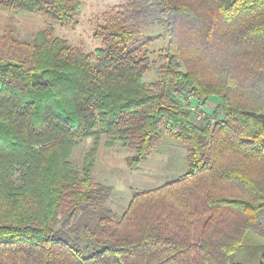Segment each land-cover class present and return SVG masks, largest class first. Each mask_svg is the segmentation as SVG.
<instances>
[{
  "label": "trees",
  "instance_id": "obj_1",
  "mask_svg": "<svg viewBox=\"0 0 264 264\" xmlns=\"http://www.w3.org/2000/svg\"><path fill=\"white\" fill-rule=\"evenodd\" d=\"M84 0H0L76 23ZM162 25L159 77L142 31ZM93 56L53 35H0V264H264V0H122ZM219 100L213 120L191 105ZM221 115L223 118H221ZM105 145L136 169L165 137L185 173L115 217L93 171ZM92 137L81 167L69 160Z\"/></svg>",
  "mask_w": 264,
  "mask_h": 264
},
{
  "label": "rangeland",
  "instance_id": "obj_2",
  "mask_svg": "<svg viewBox=\"0 0 264 264\" xmlns=\"http://www.w3.org/2000/svg\"><path fill=\"white\" fill-rule=\"evenodd\" d=\"M191 1V0H188ZM122 0H84V4L77 16L76 23L62 26L55 20L38 13L15 12L0 7V35L11 25L16 36L23 40L33 38L44 29H51L56 37L67 40L73 47L93 56L102 46L101 40L95 37L97 25L103 14L120 4ZM165 29L162 25H154L144 29L138 37L136 46L146 43L147 53L153 63L150 72L144 75V81L150 85L159 77L158 51L167 43L163 37ZM191 105L192 121L202 126L206 120H213V113L217 112V98H211L205 105L197 107ZM221 118L222 115H221ZM106 137H102L97 161L93 171L95 181L111 187V195L106 206L113 210L115 217H120L127 209L133 193L144 189H153L166 182L178 178L188 168V145L165 137L155 151L136 169L127 166V158L133 154L131 148L118 143L114 146L105 145ZM94 145L92 137L84 138L70 148L69 160L81 167L87 151ZM264 243V241H262Z\"/></svg>",
  "mask_w": 264,
  "mask_h": 264
}]
</instances>
